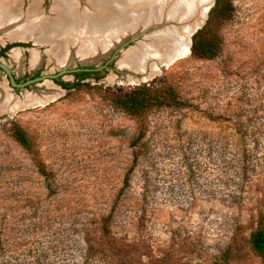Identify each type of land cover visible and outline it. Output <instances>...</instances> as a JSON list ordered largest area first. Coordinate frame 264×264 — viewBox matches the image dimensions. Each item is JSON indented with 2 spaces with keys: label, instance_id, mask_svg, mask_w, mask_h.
<instances>
[{
  "label": "rangeland",
  "instance_id": "1",
  "mask_svg": "<svg viewBox=\"0 0 264 264\" xmlns=\"http://www.w3.org/2000/svg\"><path fill=\"white\" fill-rule=\"evenodd\" d=\"M33 1L21 0L23 13ZM36 1L56 17L53 0ZM214 3L189 53L140 81L121 62L153 28L86 58L74 43L68 63L0 30V48L15 44L0 56L14 81L39 78L14 87L0 68V89L23 103L0 112V264H264L248 243L264 218V0H233L225 22L210 17ZM208 23L219 52L196 57L192 36ZM82 68L93 71L69 88L48 77L74 84ZM51 85L55 98L24 104ZM141 85L172 87L178 105L129 116L109 101Z\"/></svg>",
  "mask_w": 264,
  "mask_h": 264
},
{
  "label": "bare ground",
  "instance_id": "2",
  "mask_svg": "<svg viewBox=\"0 0 264 264\" xmlns=\"http://www.w3.org/2000/svg\"><path fill=\"white\" fill-rule=\"evenodd\" d=\"M89 1L92 9L86 10L80 8L78 0H53L51 11L56 17L47 19L36 0L27 13L22 12L21 0H0V30L12 40L34 38L36 42L49 43L58 52L57 57H65L67 62V51L74 43L80 44L77 48L81 57L86 58L91 52L94 56L99 55L101 48L110 50L137 31L153 28L155 32L145 38L147 41L128 49L121 62V66L129 70L139 68L143 77L133 74L132 80L140 81L155 74L163 62L171 63L189 53L188 38L204 21L213 0ZM36 56L34 53V58ZM59 93V89L51 85L50 92L44 96L27 94L24 104H42ZM21 104L22 101L14 98L7 89H0V112Z\"/></svg>",
  "mask_w": 264,
  "mask_h": 264
},
{
  "label": "trees",
  "instance_id": "3",
  "mask_svg": "<svg viewBox=\"0 0 264 264\" xmlns=\"http://www.w3.org/2000/svg\"><path fill=\"white\" fill-rule=\"evenodd\" d=\"M233 0H215L210 10V17L216 22L228 21L233 12ZM221 40L217 34L209 27V23L197 30L192 36L191 53L196 57L213 58L219 52ZM12 44L7 45L0 50V56L11 48ZM89 72L75 73L77 81L74 84L55 80L63 88H69L71 85H77L83 78L88 76ZM109 101L118 109L129 116H139L155 108H161L171 105H178L179 101L175 90L170 87L161 89H152L148 86H135L120 94L110 96ZM12 136L26 150L33 149L32 140L27 131L20 125L14 124ZM42 174L45 172L42 170ZM109 216L106 217V220ZM264 218L260 216L257 226L250 232L248 243L251 251L264 262ZM226 252L222 254L225 256ZM223 262H227L223 259Z\"/></svg>",
  "mask_w": 264,
  "mask_h": 264
},
{
  "label": "water",
  "instance_id": "4",
  "mask_svg": "<svg viewBox=\"0 0 264 264\" xmlns=\"http://www.w3.org/2000/svg\"><path fill=\"white\" fill-rule=\"evenodd\" d=\"M0 68H2L3 70H5V72L7 73L8 77H9V81H10L11 86H14V87H25V86H27V85L35 82L36 80H39V78H35V79H32V80H28V81H26L24 83H16L14 81L12 75L10 74V70L8 69V67H6L4 64H2L0 62ZM48 77L55 78L56 76L55 75H48Z\"/></svg>",
  "mask_w": 264,
  "mask_h": 264
},
{
  "label": "flooded vegetation",
  "instance_id": "5",
  "mask_svg": "<svg viewBox=\"0 0 264 264\" xmlns=\"http://www.w3.org/2000/svg\"><path fill=\"white\" fill-rule=\"evenodd\" d=\"M8 39H10L9 37H8ZM10 40H12V39H10ZM16 40V39H15ZM15 40H13V41H15ZM18 40V39H17ZM7 45H10V44H6L5 46H3L2 48H0V50L1 49H3L4 47H6ZM12 45H14L15 46V44H12ZM16 45H20V44H16ZM13 47V46H12ZM5 53V52H4ZM93 71V69H85V68H82V69H78V71H72V75L75 77V79H76V76H75V73H82V72H89V74H91V72ZM88 74V75H89ZM34 79L36 78V76H32ZM33 78H30V79H27V80H25V81H22V80H18V79H16L15 80V82L16 83H24V82H26V81H28V80H32ZM52 80L53 81H55V80H58V81H63V80H61V79H59V78H52ZM77 80V79H76ZM63 82H65V81H63ZM61 86V85H60Z\"/></svg>",
  "mask_w": 264,
  "mask_h": 264
}]
</instances>
